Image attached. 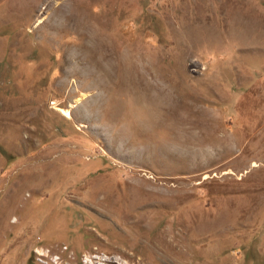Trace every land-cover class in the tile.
<instances>
[{"label":"rangeland","instance_id":"rangeland-1","mask_svg":"<svg viewBox=\"0 0 264 264\" xmlns=\"http://www.w3.org/2000/svg\"><path fill=\"white\" fill-rule=\"evenodd\" d=\"M0 264H264V0H0Z\"/></svg>","mask_w":264,"mask_h":264}]
</instances>
